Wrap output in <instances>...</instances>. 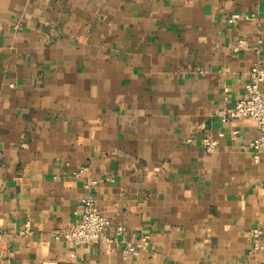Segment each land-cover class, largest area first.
Instances as JSON below:
<instances>
[{
	"label": "crops",
	"instance_id": "crops-1",
	"mask_svg": "<svg viewBox=\"0 0 264 264\" xmlns=\"http://www.w3.org/2000/svg\"><path fill=\"white\" fill-rule=\"evenodd\" d=\"M262 57L264 0H0V264H258L264 148L220 114ZM85 165L109 233L151 235L138 257L64 237Z\"/></svg>",
	"mask_w": 264,
	"mask_h": 264
},
{
	"label": "built area",
	"instance_id": "built-area-1",
	"mask_svg": "<svg viewBox=\"0 0 264 264\" xmlns=\"http://www.w3.org/2000/svg\"><path fill=\"white\" fill-rule=\"evenodd\" d=\"M249 19L248 16L235 13L226 19L229 24H235L239 21ZM262 40H258L253 45V50L261 55ZM249 45L246 39H239L233 47L234 52H240ZM264 84V58L258 59L253 66L250 82L247 84L248 96L233 107L226 108L221 114V120L227 124L234 120L251 119L254 120L258 127V135L250 144V148L254 152V158L259 160L261 150L264 148V90L261 86ZM237 134V131L234 132ZM225 136L220 132L217 137H206L202 140L203 146L207 153L215 151L220 140ZM191 141V140H189ZM77 178L84 180V188L89 192L83 200L85 208L81 219L75 226L64 234L76 247L91 246L94 244H105L110 247L118 248L127 258L138 257L143 251L148 250L152 245V237L150 234H144L137 240H120L119 236L124 234L126 229L122 226L118 227L113 233H109L111 220L105 216L97 206L96 200L90 194L91 190L97 185V181L91 175V168L85 165L75 172ZM31 233L29 228L20 231L19 235L28 236ZM3 234L0 232V237ZM253 242L249 253H260L262 260L258 264H264V232L261 228L252 230ZM74 256V254L72 255ZM241 264H248L242 262Z\"/></svg>",
	"mask_w": 264,
	"mask_h": 264
}]
</instances>
